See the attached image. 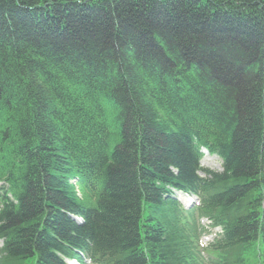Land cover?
Returning <instances> with one entry per match:
<instances>
[{
	"label": "trees",
	"instance_id": "16d2710c",
	"mask_svg": "<svg viewBox=\"0 0 264 264\" xmlns=\"http://www.w3.org/2000/svg\"><path fill=\"white\" fill-rule=\"evenodd\" d=\"M0 240V264H264V0H0Z\"/></svg>",
	"mask_w": 264,
	"mask_h": 264
},
{
	"label": "rangeland",
	"instance_id": "374dc122",
	"mask_svg": "<svg viewBox=\"0 0 264 264\" xmlns=\"http://www.w3.org/2000/svg\"><path fill=\"white\" fill-rule=\"evenodd\" d=\"M201 166L210 168V169L215 170V171H220V169H221L220 168V161L216 157L204 158L201 161ZM208 239H209V237L204 238L202 240V243L206 244Z\"/></svg>",
	"mask_w": 264,
	"mask_h": 264
},
{
	"label": "bare ground",
	"instance_id": "6f19581e",
	"mask_svg": "<svg viewBox=\"0 0 264 264\" xmlns=\"http://www.w3.org/2000/svg\"><path fill=\"white\" fill-rule=\"evenodd\" d=\"M207 155H208L207 153L204 154V156H207Z\"/></svg>",
	"mask_w": 264,
	"mask_h": 264
}]
</instances>
